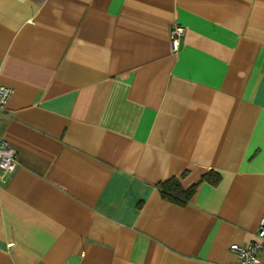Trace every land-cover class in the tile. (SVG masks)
<instances>
[{"label": "crops", "instance_id": "0c3cea01", "mask_svg": "<svg viewBox=\"0 0 264 264\" xmlns=\"http://www.w3.org/2000/svg\"><path fill=\"white\" fill-rule=\"evenodd\" d=\"M0 84V264H238L256 239L264 0H0Z\"/></svg>", "mask_w": 264, "mask_h": 264}, {"label": "built area", "instance_id": "2783aa9c", "mask_svg": "<svg viewBox=\"0 0 264 264\" xmlns=\"http://www.w3.org/2000/svg\"><path fill=\"white\" fill-rule=\"evenodd\" d=\"M183 34L180 26H174L170 31V43L173 51L178 49L179 38ZM12 90L0 84V118L6 110V105ZM15 162V152L4 141L0 140V177L11 172ZM264 249V216H262L256 239L245 246L230 245L229 250L238 258V264H257L260 251Z\"/></svg>", "mask_w": 264, "mask_h": 264}, {"label": "trees", "instance_id": "16d2710c", "mask_svg": "<svg viewBox=\"0 0 264 264\" xmlns=\"http://www.w3.org/2000/svg\"><path fill=\"white\" fill-rule=\"evenodd\" d=\"M220 178L218 175L209 172L201 178V182L205 181L211 185H216ZM196 185L184 190L176 178H170L158 184V191L162 199L174 205L184 207L190 201L194 194Z\"/></svg>", "mask_w": 264, "mask_h": 264}]
</instances>
